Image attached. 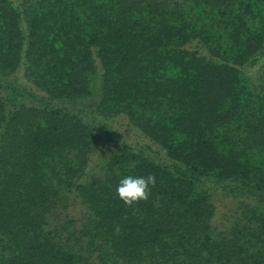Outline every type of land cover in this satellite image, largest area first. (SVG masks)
Masks as SVG:
<instances>
[{"label": "trees", "instance_id": "trees-1", "mask_svg": "<svg viewBox=\"0 0 264 264\" xmlns=\"http://www.w3.org/2000/svg\"><path fill=\"white\" fill-rule=\"evenodd\" d=\"M0 264H264V0H0Z\"/></svg>", "mask_w": 264, "mask_h": 264}, {"label": "clouds", "instance_id": "clouds-1", "mask_svg": "<svg viewBox=\"0 0 264 264\" xmlns=\"http://www.w3.org/2000/svg\"><path fill=\"white\" fill-rule=\"evenodd\" d=\"M156 186L155 175L147 177L126 176L119 181L116 195L126 207L148 201L151 190Z\"/></svg>", "mask_w": 264, "mask_h": 264}, {"label": "rangeland", "instance_id": "rangeland-1", "mask_svg": "<svg viewBox=\"0 0 264 264\" xmlns=\"http://www.w3.org/2000/svg\"><path fill=\"white\" fill-rule=\"evenodd\" d=\"M117 128H118V130L121 131L123 134H125V135H128V134H129V133H128V128H127L126 126H124V125H118V124H117Z\"/></svg>", "mask_w": 264, "mask_h": 264}]
</instances>
